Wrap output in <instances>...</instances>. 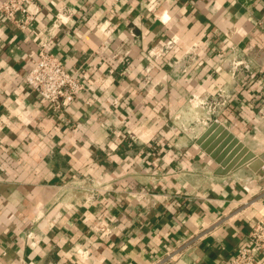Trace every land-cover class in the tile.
I'll return each mask as SVG.
<instances>
[{
  "label": "crops",
  "instance_id": "crops-1",
  "mask_svg": "<svg viewBox=\"0 0 264 264\" xmlns=\"http://www.w3.org/2000/svg\"><path fill=\"white\" fill-rule=\"evenodd\" d=\"M35 2L0 16V264H228L264 212V0ZM61 6L57 109L24 78Z\"/></svg>",
  "mask_w": 264,
  "mask_h": 264
},
{
  "label": "built area",
  "instance_id": "built-area-1",
  "mask_svg": "<svg viewBox=\"0 0 264 264\" xmlns=\"http://www.w3.org/2000/svg\"><path fill=\"white\" fill-rule=\"evenodd\" d=\"M35 6V0H4L0 4V16L20 32L27 33L37 20L39 10H35L33 8ZM156 7L152 9L154 14L157 10ZM72 17L73 11L69 7L61 6L57 9L53 24L47 31V39L45 38L39 43L38 58L24 78V82L34 92L57 109L76 102L84 90L82 81L67 70L49 46L57 36L56 32L61 27L67 26ZM174 43L173 39L170 40L167 43V48L172 47ZM190 50L192 52L197 50V44H194ZM102 231L105 234L110 233L108 227H103ZM175 252L167 253L164 259L155 260L152 264H162L168 259L171 260L176 254ZM228 264H264V212L251 226L246 234L245 244L237 249Z\"/></svg>",
  "mask_w": 264,
  "mask_h": 264
},
{
  "label": "water",
  "instance_id": "water-1",
  "mask_svg": "<svg viewBox=\"0 0 264 264\" xmlns=\"http://www.w3.org/2000/svg\"><path fill=\"white\" fill-rule=\"evenodd\" d=\"M218 130V131H223L226 136H228L229 139H233L235 143L239 144V147H242V142L236 138L222 123L218 121H214L210 124V126L206 129V131L199 137L197 140V144L203 149L207 154L211 156L212 159L216 160L219 164H222L225 166V163H222L223 160L222 156H219V151L220 149L215 150V144H211L210 138L209 140L208 137L213 133V131ZM255 157L254 154H251L250 157ZM246 161L239 162L237 164H232L229 169L223 173L229 172L230 170L239 168L241 165H243ZM259 164V161H257L256 165ZM256 169V166H255Z\"/></svg>",
  "mask_w": 264,
  "mask_h": 264
}]
</instances>
